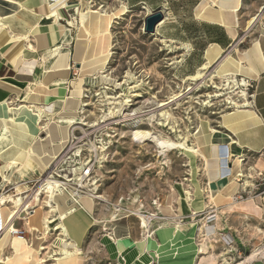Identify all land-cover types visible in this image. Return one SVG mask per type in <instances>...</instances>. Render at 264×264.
I'll list each match as a JSON object with an SVG mask.
<instances>
[{
    "label": "crops",
    "instance_id": "1",
    "mask_svg": "<svg viewBox=\"0 0 264 264\" xmlns=\"http://www.w3.org/2000/svg\"><path fill=\"white\" fill-rule=\"evenodd\" d=\"M61 1L64 0H0V25H4L11 35L28 36L26 43L28 48L24 51L18 48H9L5 40L0 37V104L8 102L12 107H16L19 103L30 105L35 112H41L42 119L38 129L34 132L27 123L10 121L9 118L2 116L0 111V174L11 177L13 181L39 175L62 152L69 139V128L72 125L65 122V119L79 117L84 88L91 83L92 77L102 70L100 64H88L86 61L100 54L98 52L106 49L107 44L104 45L101 41L99 43L97 41L95 44H82L80 47L76 28H72L71 37L65 34L66 29L70 28L67 18L70 15L73 16L75 4L81 0H77V2L67 0L69 7H65V9ZM97 1L102 2V0ZM167 1L170 2V0ZM202 1L180 0L179 3L171 4L172 7L165 3L163 11L166 15L157 26L158 30L162 28V33H158L167 40L190 44V56L197 58L187 77L195 74L204 63L205 51L209 45H218L222 49L223 55L229 50L227 53L230 52L229 54L235 59L243 62L244 72L239 76L252 83L250 89L252 104L249 107L245 104L239 109L223 114V123L228 132L220 131L216 134L217 136H213L211 139L214 146L206 152L213 162L210 165H213L210 166L209 173H207L203 162L201 179L202 184L207 182L209 190L202 191L201 194L197 191L192 193L195 198L200 195L205 207L196 211L187 200L186 202L182 201L178 209L175 210L173 201L179 202V195L176 191L170 194L165 205L162 204L160 210L170 216L196 214L192 218V223L160 226L149 236L146 231H143L145 236L141 238L138 236L136 228L130 224L105 223L104 226H107L108 229L107 234H112L116 242L111 244L106 241V235L101 240H97L95 245L100 254L95 256L93 264H137L146 252L150 257L152 256L153 264H198L199 249L202 245L199 242V234L203 228L199 227V224L204 222V215L213 210L217 213V221L205 225V227L220 230L223 232L220 233L223 236L220 239L224 241V244L230 242V246H233V242H238L237 247L240 250L246 246V240L240 239V235V237L236 236L238 235L236 232L247 228L244 227L245 222L253 220L260 225L264 224V16L258 19L257 25L255 28L253 26V29L250 27L251 19L254 16L250 20L247 18L251 11L258 8L260 10L264 2H261L262 0L247 1V15L241 19L239 17V25L235 27L236 36L233 38L227 27L221 22L197 16V9ZM123 2L127 6H135L140 3L150 5L155 8L154 11L162 8L161 5L151 0H124ZM211 4L213 3L209 2L212 12H219L220 7H223L222 11L231 18V9L237 5L236 0H218L217 4ZM242 4L243 0L240 9ZM53 12L58 16L57 21L52 15ZM186 15L191 17L194 27L182 25L188 22V19L184 18ZM87 17L90 18V16ZM57 22L65 26V31L57 39H53L54 42H49L52 39L34 32L37 27L54 26ZM167 26H172L170 33L166 31ZM241 36L243 39L240 38ZM239 39V53L234 56L235 53L232 51L236 46L233 47V45ZM111 41L113 46V36ZM244 41L245 45H243ZM29 45H32L34 49ZM97 45L101 48H97ZM55 50L56 52L52 53ZM245 52L248 54L247 58H243ZM41 107L44 109L41 110ZM41 125L46 127L43 129ZM222 149L225 150L226 156L221 153ZM32 150L35 153V158L30 159L28 152ZM13 159L18 162V165L10 169L9 164L13 162ZM30 161H32V165H30ZM24 170L29 174L24 175ZM259 172L258 179L252 176ZM199 175L200 173L193 179L201 185ZM245 177L247 178L245 179ZM0 185H2L1 181ZM210 193L216 197L217 207L220 210L214 208L215 205L211 203ZM239 194H242L243 198H237ZM248 199L254 200L260 209L258 213L241 208L235 210H224L223 208L233 200L244 202ZM65 209L66 211L76 209L75 207L71 210L67 203V196ZM57 211L56 216L60 213L58 209ZM219 212L222 216L219 215ZM91 216L95 218V206L91 211ZM15 224L17 227H23L20 226L18 220ZM24 228L27 231L29 229L28 227ZM176 228L182 230L177 236L175 235ZM88 231L80 243V247L76 250L79 256L76 262L59 263L57 260V264H87L86 260L94 257L88 256L86 253L82 254L80 251ZM26 241L27 243H24V241L16 239V236L9 234L8 238L1 242L2 244L0 243V264H42L47 262V259L45 260L43 257L45 248L43 243L41 252L37 255L39 260L33 263L28 251L33 247L34 242L32 239H26ZM59 248L64 253L63 245ZM69 248L71 247L68 246L67 249ZM162 252L164 255L169 252L170 255L162 258ZM155 253H160L161 256L155 255ZM42 259L44 261H41ZM254 259H251L247 264H264V257ZM244 260L240 263H243ZM208 263L213 264L210 261Z\"/></svg>",
    "mask_w": 264,
    "mask_h": 264
},
{
    "label": "rangeland",
    "instance_id": "2",
    "mask_svg": "<svg viewBox=\"0 0 264 264\" xmlns=\"http://www.w3.org/2000/svg\"><path fill=\"white\" fill-rule=\"evenodd\" d=\"M123 1L102 0V2H96V0H81L82 4L91 2V9L101 8L100 10H104V14L96 21H94V15H88L90 16L89 19H83L87 22H81L79 37L81 38L84 35L83 29L95 28V24L98 23L101 24L100 27H107L113 36V54L110 62L103 73L95 74L92 77L90 83L92 89L89 98H87L86 106L80 116L73 120L72 124L77 129L76 135L80 138L82 136L81 127H84L83 123H86L87 127L90 126V128L84 127L83 130L90 132L98 119L105 118V123L99 122V130L96 134L93 132L88 138L91 142L97 139L103 146L110 145V148L105 151L108 154V161L100 170L101 182L99 185H91L90 187L95 191V195H101L102 197H94L97 221L89 229L87 237L80 248L82 254L86 253L88 256H94L86 260L87 264H93L95 256L100 254L95 244L97 240L99 241L104 235H107L108 229L107 226H104L105 223L130 224L136 228L140 238L145 236L143 231L146 227H141V217L138 211L147 216H150L151 213L156 214V217L148 225L147 232L150 233H147V235L152 234L160 226L189 225L192 223L194 215L170 216L163 213L155 202L165 205L170 194L176 191L179 195V202L174 200L173 207L177 210L182 201H187V190L196 193L190 164L193 155L180 148L172 150L166 148L162 152V148L157 144L158 140L162 137H169L178 141L186 140L187 145L193 147L196 144L194 133L200 128L203 121L208 122L211 128L228 132L223 123L222 115L245 105L241 106L237 102H233L236 108L229 109L224 99L229 95H234V98L240 99L241 93L239 90H243L248 95L250 94V90L242 85L230 93V88L224 89L225 82L213 76L216 73L218 63L203 71L205 74L204 79L193 80L188 78L187 75L190 74L189 71L193 68L197 58L190 56V44L167 40L169 45H166L162 41L164 37L159 35V33H162V28L158 30L159 33L157 31L148 33L144 30L145 18L155 8L142 3L127 6ZM151 1L161 5L162 11L165 3L172 7L171 4L174 2H180V0H170V2L167 0ZM247 1L243 0L242 8L238 12L240 19L247 15ZM261 2H264V0ZM82 7L80 6L79 12H81ZM73 12L72 17L79 19L81 15L77 12V7ZM163 13L165 16L166 13L164 11ZM253 16H256V22L251 24V29H253V26L256 27L258 17L264 16V13L259 14L258 8L248 13L247 18L250 20ZM184 18L188 19V22L182 24L183 26H193L190 16L186 15ZM69 27L71 29L75 28ZM171 28L172 26H167L166 31L170 33ZM82 42H86V40L81 38L78 41V43ZM235 42L233 47L236 46V48L232 51L235 53L234 56L239 53L240 39ZM245 44L244 41L243 45ZM240 78L243 77L237 76L239 82ZM96 93L99 94L95 95ZM136 93L140 96H132ZM106 94L114 98L107 99ZM175 94L180 95V97L176 102H170L164 107V111L171 114L169 119H164L162 108L158 111H155V109L160 103L169 102L171 96ZM118 96L120 97L115 99ZM123 99H132V101H127L123 105ZM113 101H119L122 105L111 104L110 102ZM122 107L129 111H138V113L143 111L144 114L136 116L133 120H122L119 116V113L123 112ZM102 125L103 127H101ZM136 129L153 131L154 137L139 141L137 136L132 135ZM203 162L201 158H197L200 183ZM258 175H260V172L255 175L252 174L257 179L259 178ZM207 186V182L201 183L204 192L209 190ZM39 206L43 208L41 214L44 218L57 217L52 212L49 213V209L41 202L35 205L33 210ZM214 208L218 209L216 206ZM219 215L222 216L220 212ZM24 216L25 214H22L18 221L21 224L20 226H23L22 228H29V232L26 230V239H32L33 241V230L26 223L27 218L24 221ZM245 224L246 229L236 232L238 234L236 236L240 235V239L244 238L246 240V246L243 250H240L237 247L238 242H233V246H230V242L224 244V241L220 239L223 237L220 233L223 232L206 228L205 223L202 221L199 224V227L202 226L203 228L199 234V242L202 245L199 249L198 264H207L201 262V258L204 256L206 258L211 257L210 260L213 264H240L246 257V259L252 257L254 252H264V224L260 225L253 220L246 221ZM53 225H57V229L54 228L56 231L50 230L51 232L45 235L46 239L43 242L45 247L43 257L45 260L47 259V262L42 264H57L56 258L64 255L57 240L59 234H61V221L58 220ZM42 235L43 232H39V236ZM65 237L69 238L67 235ZM97 237L99 238L97 239ZM234 241L236 240L234 239ZM262 257L264 255L256 259ZM150 261H152V258L146 252L142 257L141 264H147Z\"/></svg>",
    "mask_w": 264,
    "mask_h": 264
},
{
    "label": "bare ground",
    "instance_id": "3",
    "mask_svg": "<svg viewBox=\"0 0 264 264\" xmlns=\"http://www.w3.org/2000/svg\"><path fill=\"white\" fill-rule=\"evenodd\" d=\"M75 1L77 2V0H75ZM241 1L242 0H236L237 5L234 8L231 9V15H232V18H231V16H228V14H226V13H224L222 11L223 7H220L221 10L219 12L218 11L212 12L211 7L209 5V2H211L213 4H217L218 0H203L202 3L199 5V7L197 9V16L199 18H202V19H208V20H212V21L221 22L222 24H224L227 27L229 34L233 38H235V36H236L235 35V27L237 25H239L238 12L240 10L239 7H240V4H241ZM61 2H62V5H63L64 9H65V7H67V8L69 7V4H68L69 1H67V0L65 1L64 0V1H61ZM213 4H211V5H213ZM80 6H83L81 8V10H80L81 12H79ZM75 7H77V12L80 13V15H81L80 18L79 19H75V18L71 17V15H70L67 19H68L69 26L75 27L77 29V31H78V33L76 32L77 33V35H76L77 36V40H80L81 38H84L86 40V42H84V43H78V44H80V47H81L82 44H90L91 45L92 43L95 44L97 41H98V43L101 41V43H103L104 45L107 44V47L105 46L106 49L102 50L101 52L97 51L100 54L95 55L90 60L86 61V62H88V64H92V63L93 64H100L102 66V70L100 71V73H103L105 71V69L107 68V66H108V64L110 62L111 56L113 54V50H112L113 46H112V41H111L112 33L107 29V27H100L101 24L98 23V24H95L96 25L95 28H91V29L89 28L88 30L83 29L84 30V35L81 36V38H80L79 37L80 36L79 27L81 26V22H87L86 20H83V19H85V18L88 19V17H87L88 15H94V21L98 20L99 17H101L104 14V10H100L101 8L97 9V10L91 9L92 8L91 2H85V3L82 4V2L78 1L75 4ZM60 9H63V8H60ZM84 9H85V11H84ZM52 15L55 17V19L57 21V19H58L57 14L55 12H53ZM255 18H256V16H254L251 19V23L256 22ZM258 18H260V17H258ZM162 21L163 20H161L158 24H160ZM158 24H157V26H158ZM157 26H156L155 32L156 31L158 32ZM71 30L72 29L69 28V29H66V31H65V26L62 25V24H59L57 22L54 26L37 27L36 30H34V32L43 34V36L49 37V39H52L49 42H54L53 39H57L64 31H65L66 35L71 37L72 36ZM0 37H1L2 40H5L6 45H8L9 48L10 47L11 48H18V49H20L22 51H24L26 48H28V46L26 44L27 40H28V36L11 35L7 31V29H6V27L4 25H0ZM37 39H38V37H37ZM162 41H164L166 45H169L167 43V39L166 38H162ZM101 43H100V46H101ZM29 47L33 48L32 45H29ZM97 48H99L98 45H97ZM97 48H96V50H98ZM55 52H56V50L53 51L52 53H55ZM229 53H227V54L225 53L226 55L225 54L223 55V51L218 45H212V44L209 45L207 47L206 51H205V61H204V63L196 71L195 74L188 76V78L193 79V80L202 79V78L204 79L205 78V74H204L203 71L208 69L209 67L213 66L215 63H218V65H217L218 67L216 68L217 70L214 69L216 71V73L213 76H216L219 79H221L223 82H225L224 83V85H225L224 89L230 88L231 90L229 91V93L230 92H234L236 89L239 88L240 85H245L246 84V79H242L241 83L238 81L237 76L239 74H242V72H244L243 62L241 60H237V58L235 59ZM247 55H248L247 52L243 53V58H247ZM85 68H87V67H85ZM212 77H211V79H212ZM239 92L241 93L240 99L234 98V95H229L227 98L224 99V101L227 103V108H229V109L236 108L235 103H233V102H237L241 106L245 105V104L248 107L251 106L252 101H251L250 96L246 92H244L243 90H239ZM106 96H107V99H110V100L114 98L113 96H108L107 94H106ZM132 96L138 97V96H140V94L137 93V94H133ZM119 97L120 96L115 97V99H117ZM179 97H180V95H178V94H175V95L171 96L169 102L160 103L157 106V108L155 109V111L161 110V108H162V110H163L162 111V117H164V119H169L171 114L167 113V111H164V107L167 104H169L170 102H173V101L176 102L179 99ZM127 101H129V100H124L122 104L123 105L126 104ZM110 103L111 104H121L119 101H116V102L113 101V102H110ZM9 104H8V102H5V103L2 102V104H0V111L2 112V116L9 118L10 121H13V122H16V121L25 122L32 128V130L34 132L38 129L37 127L41 123V120H42L40 111L35 112V110H34V108L32 106L24 104V103H21V104L19 103V105H17L16 107L15 106L12 107ZM43 109L44 108H42L41 110H43ZM124 112L125 111H123L122 113H124ZM135 115H136V113L133 112V110H132V111H129V113L127 112L123 116H124V119L130 120V119H133V118H129V117H133ZM74 119L75 118L65 119V122L73 124V120ZM43 120H44V118H43ZM60 124H61V122H60ZM44 127H46V126H44ZM153 133L154 132L150 131V130L136 129V130L133 131L132 135L137 136L139 141H145L147 139H150V138L154 137ZM218 133H220V130L211 128L209 126L208 122L203 121L202 124L200 125V128H198V130L194 133L195 143H196L195 146H193V147L188 146L187 143H186V140H184V141L172 140L169 137L159 138L157 144H158V146H160L162 148V152L166 148H167V150L168 149L172 150V149L180 148L181 150H185L186 152H188L191 155H193L191 157L190 164L192 166L193 177H195L196 175L199 174V169H198V166H197V158H201L204 161V164H205L204 168L207 171V173H209L210 166H212L213 164L210 165V163L212 161L210 160V158L208 156V153L206 151L211 149V147L214 146V144L212 143L211 139H212L213 136L214 137L217 136L216 134H218ZM4 135H2V136H4ZM222 148H224V146ZM28 153H30V159H32V157L35 158L34 157L35 153L33 152V150L31 152H28ZM221 153H223L226 156L224 149L221 150ZM30 162H31L30 165H32V161H30ZM8 163H10V162H8ZM9 165H10V167L11 166H16V165H18V162L14 161V159H13V162L10 163ZM226 169H225V171L227 172ZM23 173H24V175H28L29 174V173L27 174V171H25V170L23 171ZM193 183H194V187H195L197 193L200 192V194H201V192L203 191V189L200 187L201 185H199L196 182L195 179H193ZM186 193H187V200L189 201L190 205H192L194 207V209L196 211L198 209H201V208L205 207L204 202L199 197L200 195L197 198H195L192 195L190 190H187ZM88 195H90V194H88ZM88 195H85V196H83L81 198L80 204H78V206H76V209L73 210V211H66V209H65L66 196H64V195H55L54 196V200L57 203V209L60 211V214H58L57 217L52 218V219L43 217V214H41V211H42L43 208L41 206H39L38 208L34 209V211L29 214V217L27 218V224L31 227V230H33V242L34 243H33V247L28 252H29V257L31 258L33 263L34 262H38L39 258H37V255H39V253L41 252L42 243L46 239L45 235H47L49 232H51L50 230L54 231V228L57 229V225L54 228H51V226H53V224H55L58 220L61 221V225H60L61 234H59L60 236L57 238V240L59 241L61 247L63 245V249H64V253L63 254L64 255L62 254L63 256L56 258V260H58L59 263H63V262L64 263H75L76 262L77 258L79 257L77 255V252H76L77 247H79V245L82 242V240H83L85 234L87 233V231L97 221L96 217L94 218L93 216H91V211L93 210V208L95 206L94 197L95 198H101L102 197L101 195H93V194L90 195V196H88ZM0 199H1L2 203H5L4 207H2L1 210H0L3 218L6 219V217H8V215H10V214L13 217V216H15L18 213L20 205L22 203L20 197L16 198V197H10V196H6V197L1 196ZM210 201L216 207L218 206V201H217L216 197L214 196V194H211ZM8 203L13 204V207L9 208L8 205H7ZM155 203L158 204V208L160 209L162 204L158 203L157 201ZM223 208H224V210H235V209L241 208V209L253 210V211L257 212V213L260 211L259 207L256 205V203L252 199H248V200H246L244 202H241V201L240 202H236V201L233 200L229 204L224 206ZM138 212H139V216L141 217L140 218L141 219V227L142 228L146 227L145 231L147 232V230L149 229L148 225H150L152 219L154 217H156V214L155 213H151V214H149L150 216H147V215L143 214L140 211H138ZM199 229H201V228H199ZM175 231H176L175 235L177 236V235H179L181 233L182 230H180V228H176ZM39 232H43V235L39 236ZM5 234L6 235L0 239V243L4 242L8 238L9 233H5ZM65 235H67L69 238H66ZM147 236H149V235H147ZM105 238H106V241H108L111 244H114L116 242V240L113 238L112 235H110V233L107 234ZM16 239L22 240V241H24V243H27L25 238L16 237ZM68 239H70V240H68ZM71 245H73V246L71 247ZM68 246H70L72 249L73 248H75V249L74 250H72L71 248L67 249ZM150 246H152V245L150 244ZM174 253H176V252H174ZM151 254L153 255L154 253H151ZM157 254L159 256H161L160 253H155V255H157ZM167 255H170V253L168 252V253H166L164 255V252H162V256L161 257L163 258V256H167ZM261 255H264V252H262V251L261 252H254L252 254V257H249L248 259L244 260L243 263H240V264H247L251 259L258 258ZM210 258H208V257L206 258V256H204V257L201 258V262H206L207 264H210V263H208L209 261H211V260H209ZM41 261H44V259H42ZM141 263H142V259L140 258V260L137 262V264H141ZM151 263H153V261H150L147 264H151Z\"/></svg>",
    "mask_w": 264,
    "mask_h": 264
},
{
    "label": "built area",
    "instance_id": "4",
    "mask_svg": "<svg viewBox=\"0 0 264 264\" xmlns=\"http://www.w3.org/2000/svg\"><path fill=\"white\" fill-rule=\"evenodd\" d=\"M75 9L76 7H74ZM260 13H264V5L260 8ZM242 79L244 78H240V83ZM242 86L250 90L252 83L246 80V84ZM91 89V84H88L84 88L80 114L86 106ZM97 94L99 93L95 95ZM249 96L251 98L252 95L249 94ZM129 101L131 102L132 99ZM122 109L125 112H120L119 116H121L122 120H126L123 115L127 112L129 113V110L124 109V107ZM135 113V116L129 118L135 119L136 116L144 114L143 111H140V113L137 111ZM105 121V118L98 119L90 132L83 130L84 127H87L86 123H83L82 125L84 127H81L82 136L80 138L76 135L77 129L71 126L66 146L39 175L33 178L23 177L19 181H13L11 177L0 174V181L2 182V185H0V198L1 196H16V198L20 197L22 199L19 211L15 216L12 217L10 214L5 219L0 211V238L5 233L19 238H26V229L17 227L15 224L16 220L21 218L22 214H25L23 219L26 221L29 214L34 211V206L39 202L43 203L49 209V213L52 212L55 215L58 213L57 203L54 200L55 195H66L67 203L70 205L71 210L80 204L83 196L88 194L95 195V191L90 189V187L91 185H99L101 182L100 170L108 161V154L105 151L110 148V145L103 146L97 139L91 142L88 137L93 132L96 134L99 130V122L105 123ZM42 128L44 129V126ZM87 128H90V126ZM87 138L89 143L87 142ZM15 167L11 166L10 169ZM237 198H243V195L239 194ZM4 205L5 203H2L0 199V210ZM8 207L12 208L13 204L8 203ZM203 218L205 225H210L217 221V213L214 210L210 211Z\"/></svg>",
    "mask_w": 264,
    "mask_h": 264
},
{
    "label": "water",
    "instance_id": "5",
    "mask_svg": "<svg viewBox=\"0 0 264 264\" xmlns=\"http://www.w3.org/2000/svg\"><path fill=\"white\" fill-rule=\"evenodd\" d=\"M164 19V13L161 9H157L149 14L145 18L144 30L148 33H154L157 24Z\"/></svg>",
    "mask_w": 264,
    "mask_h": 264
},
{
    "label": "trees",
    "instance_id": "6",
    "mask_svg": "<svg viewBox=\"0 0 264 264\" xmlns=\"http://www.w3.org/2000/svg\"><path fill=\"white\" fill-rule=\"evenodd\" d=\"M209 34V33H208ZM214 39V38H213Z\"/></svg>",
    "mask_w": 264,
    "mask_h": 264
}]
</instances>
